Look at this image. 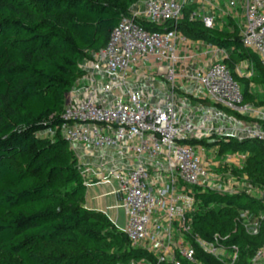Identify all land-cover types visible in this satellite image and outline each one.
I'll list each match as a JSON object with an SVG mask.
<instances>
[{"label": "trees", "instance_id": "1", "mask_svg": "<svg viewBox=\"0 0 264 264\" xmlns=\"http://www.w3.org/2000/svg\"><path fill=\"white\" fill-rule=\"evenodd\" d=\"M136 1L0 0V252L15 256L0 258V264H127L141 258L156 262L146 249L133 247L103 212L85 206L86 183L77 156L58 130L62 103L85 75L80 61L105 47L118 22L131 16L129 6ZM191 10L192 5L185 7L175 25L140 21L150 30L176 29L191 40L233 46L235 52L224 58L229 68L249 58L256 70L248 78L232 68L234 78L241 85L251 81L264 86V68L243 46L238 23L230 21L231 32L210 28L190 18ZM242 95L244 102L253 99L250 90L242 89ZM48 127L57 128L52 138L36 135ZM183 142L216 145L221 153L247 152V165L264 175V141L211 136ZM194 193L191 235L212 241L215 234H228L223 244L240 249L233 264H250L264 243V231L247 234L237 221V210H263L264 205L246 194ZM196 258L200 264H222L198 247Z\"/></svg>", "mask_w": 264, "mask_h": 264}, {"label": "built area", "instance_id": "2", "mask_svg": "<svg viewBox=\"0 0 264 264\" xmlns=\"http://www.w3.org/2000/svg\"><path fill=\"white\" fill-rule=\"evenodd\" d=\"M225 2L229 10L242 9L243 19L238 23L241 42L257 55L264 68V0ZM185 7L186 0H145L142 13L123 17L113 28L105 47L92 53L97 59L88 60L86 70L89 73L85 71L68 92L60 109L63 122L58 130L69 144L82 145L93 152L133 147L135 160L130 167H110L104 173L94 171L98 183L116 181L117 201L111 208H123L124 226L117 223L116 217H110L106 211L103 213L126 234L132 246L143 244L147 250L158 249L166 257L174 253L177 258L200 264L196 258L198 247L219 262L224 261L225 255L232 256L234 261L237 246L222 242L228 234H215L212 241L191 235V218L197 200L188 187L201 185L206 171L203 146L183 140L191 134L196 135L195 138L208 136L199 130L201 124L212 118L232 121L225 109L246 111L248 104L243 100L240 83L224 61L226 55L196 70L193 79L203 88L204 97L219 107H200L201 114H198L189 98L179 100L172 92L176 65L191 58L178 52L176 39L181 32L176 29L150 30L140 21L156 25L169 21L175 25L182 18ZM189 17L200 19L207 27L215 26L213 16L202 15L199 10H191ZM144 63L148 66L137 74L136 86L131 87L127 81L130 68ZM153 72L167 74L171 84L170 100L159 97L157 103L146 104L141 99L139 81L144 78L150 81L149 76L155 75ZM239 129L241 135L222 134L264 141L261 125ZM212 131V128L208 129V132ZM153 167L166 171L168 177H156L151 171ZM239 223L247 234H258L259 218L254 221L244 219ZM177 232L174 241L172 235L176 236ZM185 233L189 235L188 240ZM161 261L178 264L163 257H156L152 264ZM250 264H264V243L255 251Z\"/></svg>", "mask_w": 264, "mask_h": 264}, {"label": "rangeland", "instance_id": "3", "mask_svg": "<svg viewBox=\"0 0 264 264\" xmlns=\"http://www.w3.org/2000/svg\"><path fill=\"white\" fill-rule=\"evenodd\" d=\"M241 13H242V9L240 8L238 9L237 12H235V10L234 11L230 10V14L226 15L225 20L222 22V24H220L221 25L220 28L228 32L233 31L234 26L233 24L230 23V21L235 20L237 23H240L241 20L243 19ZM233 15H235L236 18H234ZM224 51H225L224 52L225 55H227L230 52H235V49L233 46H231L229 48H226ZM96 59L97 57L93 55L92 59L90 60H96ZM88 65H89L88 60L80 61V68L86 71V73L88 72V70H86ZM232 68L239 75H244L248 78L252 77L256 73L254 63L249 58H241L236 65L232 66ZM153 74L155 75L149 76V78H151L150 81H148L147 78H144L141 81H139L140 82L139 84H143L141 90H143L146 96H149V93L152 90V88L162 90L163 88L162 83L166 84L167 86L170 85L168 81L162 82L161 80V79L163 80L165 79L162 75H167L166 73L158 74L153 72ZM73 85L70 87L69 91L72 89ZM240 86L241 89H244L245 91L250 90L251 93L253 94V99H248L245 102L248 104V109L243 112L236 110H230L231 113L225 112L227 116L230 117L232 116L231 117L232 121L230 122L219 118H212L211 120H209V122L201 124L199 131L203 134L204 133L209 134L208 136H204V137H211V136L224 137L222 134L223 132L226 133L233 132L236 135H241L242 130H240L239 127L247 128L255 125H261L264 127V86L263 85L256 86L251 81L247 83H243V85L240 84ZM173 87L174 88L172 92L179 97V100H183V98L185 97L188 98L186 93L180 90L178 86L174 85ZM202 102L203 104L208 105L209 108H214V107L219 108L217 105H214L207 98H203ZM197 113L201 114L200 111H198ZM51 119L52 117H49V121ZM235 121L238 122L237 125L235 124ZM209 128H212L213 131L208 132ZM54 129H55L54 127H48L44 130L37 132L36 135L52 138L53 137L52 131ZM193 136L196 135L191 134L189 138ZM202 146L204 150L203 167L204 170L206 171V177L203 179L201 185L188 187V189H190L193 192H195L196 190H216L227 193L229 195L246 194L250 198L257 200L264 205V182H263L264 175L254 172L247 165L246 162L248 156L247 152H242L240 150H229L224 153H221L218 150V146L216 145H202ZM118 214H119L118 224L120 226H124L125 213L123 208L118 209ZM256 218L260 219V226L258 229V233H259L261 230L264 231V211L256 210V209L237 210L238 222L240 221L242 222L244 219H247V221H254ZM178 233L179 232L176 233V236L172 235V240L174 241L177 240ZM185 239L186 240L189 239V235L186 233H185ZM133 247L146 249V247L143 244H138ZM147 251L150 253V255L154 256L155 258L163 257L169 261L170 260L174 261V263L181 264V262L174 253H171V256L166 257L158 249L155 251L152 250H147ZM228 251L230 252V250ZM239 255H240V249L237 247L235 260L232 261V256L225 255L222 257L224 261L221 263L233 264L236 260H238ZM0 258L14 260L15 256L12 254H6L0 252ZM152 263L153 261L149 258H141L138 260H132L127 264H152Z\"/></svg>", "mask_w": 264, "mask_h": 264}, {"label": "crops", "instance_id": "4", "mask_svg": "<svg viewBox=\"0 0 264 264\" xmlns=\"http://www.w3.org/2000/svg\"><path fill=\"white\" fill-rule=\"evenodd\" d=\"M145 0H138L129 6L131 14L142 13ZM193 6V10H199L203 15L213 16L216 28H220L222 22L225 20L226 15L230 14L229 8L226 6L225 0H186V7ZM144 18V15H140ZM178 52L181 55H187L188 58L183 63H179L175 67V81L174 85L178 86L184 93L191 94L194 99H190L195 109L200 107H208L203 104L202 100L204 97L203 88L193 79L195 71L204 67H207L211 62L215 60H221L225 57V48L209 44L203 40H191L186 38L183 34L179 33L176 39ZM148 64L144 63L139 67L132 66L128 72L127 81L131 87L136 86L137 74L140 71L145 70ZM165 79H161L162 82L169 81L167 75H162ZM77 81L74 82L76 86ZM138 84V83H137ZM143 84H140L139 95L146 104H155L158 102L159 97L164 100H170L169 86L163 85L162 90L152 89L149 96H146L141 90ZM154 90V91H153ZM70 147L75 151L78 159L83 178L86 182V193H85V206L96 211L104 212L115 218L118 223V209L111 208L116 201L117 197L114 191L117 188L116 181L110 183H98L94 177V171L104 173L110 167L127 168L134 163L135 151L133 147L129 149H118L117 151L109 152H93L89 148L82 145H72ZM152 173L156 177L163 176L168 177L166 171H158L157 168L151 169ZM110 207V208H107ZM125 213V212H124ZM160 214V213H159ZM125 222V221H124ZM125 224V223H124ZM176 235V234H175Z\"/></svg>", "mask_w": 264, "mask_h": 264}]
</instances>
